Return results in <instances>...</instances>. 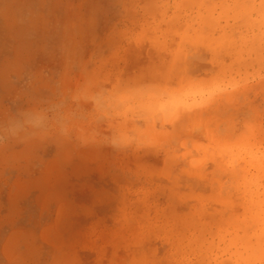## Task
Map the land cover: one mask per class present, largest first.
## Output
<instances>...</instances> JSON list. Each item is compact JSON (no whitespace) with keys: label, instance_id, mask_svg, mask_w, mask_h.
I'll return each instance as SVG.
<instances>
[{"label":"rangeland","instance_id":"rangeland-1","mask_svg":"<svg viewBox=\"0 0 264 264\" xmlns=\"http://www.w3.org/2000/svg\"><path fill=\"white\" fill-rule=\"evenodd\" d=\"M133 7L84 14L110 57L99 76H0V142L22 114L57 109L33 155L63 191L50 226L98 249L70 259L264 264V0Z\"/></svg>","mask_w":264,"mask_h":264},{"label":"crops","instance_id":"crops-1","mask_svg":"<svg viewBox=\"0 0 264 264\" xmlns=\"http://www.w3.org/2000/svg\"><path fill=\"white\" fill-rule=\"evenodd\" d=\"M117 1L0 0V76H57L64 81L66 77L99 76L100 69H104L100 68V61L104 64L110 57L95 44L97 30L92 29L97 25L92 18L83 17L99 9L128 12L134 6L141 10V0L133 4L132 0ZM67 27L74 30L65 31ZM81 29H90V39L84 45L82 34L89 33ZM82 81L70 86V91L83 92ZM64 86L60 82L55 89L63 92V88H68ZM81 97L74 98L71 105H81ZM24 129L22 135H12L10 143L0 142V264H83L70 259L68 253H93L98 249L61 242L64 239L60 237L75 234L50 226L54 215L48 202H59L61 183L53 173L55 169L49 173L51 170L41 165L52 161L36 162L33 157L44 150L42 145L53 136L52 132L30 126ZM40 133L44 136L36 138ZM35 140L42 147L32 148ZM51 146L52 150L57 148ZM8 157L11 162H5ZM57 237L58 242H54Z\"/></svg>","mask_w":264,"mask_h":264},{"label":"clouds","instance_id":"clouds-1","mask_svg":"<svg viewBox=\"0 0 264 264\" xmlns=\"http://www.w3.org/2000/svg\"><path fill=\"white\" fill-rule=\"evenodd\" d=\"M93 103L99 107L101 101L98 98H93ZM50 119H59V115L55 107L50 108L47 111L28 112L22 114L21 118L13 121L8 131L15 134L16 132L23 130L25 126L42 128Z\"/></svg>","mask_w":264,"mask_h":264}]
</instances>
